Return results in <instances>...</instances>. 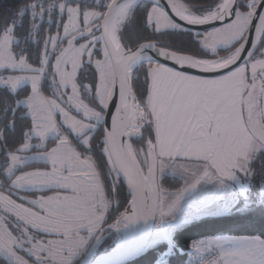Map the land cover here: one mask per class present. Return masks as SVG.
<instances>
[{
    "label": "snow or ice",
    "instance_id": "snow-or-ice-1",
    "mask_svg": "<svg viewBox=\"0 0 264 264\" xmlns=\"http://www.w3.org/2000/svg\"><path fill=\"white\" fill-rule=\"evenodd\" d=\"M166 2L168 9L161 0H33L0 25V88L12 97L0 98L3 264H121L160 245L154 264H171L183 252L174 232L184 222L185 194H193L188 204L215 201L257 174L264 0H220L207 9ZM138 8L140 31L187 35L198 48L136 36ZM215 21L221 26L208 31L188 27ZM86 66L93 82L78 83ZM18 120L28 123L17 134ZM9 135L18 138L10 143ZM36 162L43 166L25 170ZM166 173L184 186L166 188ZM122 181L131 198L109 223ZM154 219L166 226L153 228ZM105 226L119 233L108 247ZM190 247L188 264H264L259 236L218 235Z\"/></svg>",
    "mask_w": 264,
    "mask_h": 264
},
{
    "label": "trees",
    "instance_id": "trees-1",
    "mask_svg": "<svg viewBox=\"0 0 264 264\" xmlns=\"http://www.w3.org/2000/svg\"><path fill=\"white\" fill-rule=\"evenodd\" d=\"M186 3H190L195 5L198 8H210L213 7L215 4L219 3L220 0H184ZM33 2V0H0V25L7 23L9 20L14 18L16 11ZM143 17V9L138 8L136 12V21H135V28L136 36H145L152 40H161L167 39L172 41H185L187 42L185 46L190 48H198V45H195L191 42L190 37L187 35H180L177 36L176 34H168L164 37L160 36L159 34L151 33V30H145L144 32L140 31V25L142 23ZM27 20V17H25ZM47 25L45 24V28ZM22 31L18 33V35L22 34ZM52 34H55V28H52ZM191 31V30H190ZM143 42V41H141ZM35 45H32L33 56L35 54ZM220 54L224 55L225 52L223 49L220 50ZM30 62H33L30 60ZM85 71V70H82ZM94 75V68L92 66H86V78L82 81L80 79L79 74V82L81 83H88L91 84L93 82L92 76ZM141 73V78H142ZM45 86V85H44ZM135 86V85H134ZM30 89H26L29 91ZM24 91V90H22ZM0 98H7L11 101L12 97L10 96L7 89L0 88ZM3 104L0 101V110H2ZM7 117H5L6 122ZM27 121H17V134L22 126L26 125ZM146 136H154V134L150 130L145 131ZM9 141L18 136L9 135ZM134 145L138 147H144V144L140 141L134 140ZM97 164L100 165L102 174L107 173V167L104 162V157L97 151L93 153ZM40 163H32L29 167L40 166ZM257 174L252 177L253 181L257 184V186H253L252 194L253 197L259 198V203L257 204V199L252 203L251 207L250 204L247 209L241 211H235L232 213L221 214L217 216H210L204 218H194L192 219L190 224H183L181 226L182 229L177 231L174 234L175 240L178 244V247L183 250L182 254H178L171 258V264H188L189 261V253L192 250L190 245L195 241H199L202 238H209L215 237L218 235H234V236H259L264 238V160L257 161L254 165ZM2 177V176H0ZM106 189L108 184L110 183L109 180L106 179ZM122 187L118 188L117 191L119 195L117 199L120 201L119 209L113 208L109 217V223L112 222V218L117 216L119 212H123L124 209L127 207L128 200H130V195H128V191L124 186L123 182ZM162 183L166 188H174L181 185V180L178 178H174L171 176H164L162 179ZM249 199V198H248ZM244 198L241 200V204H244ZM238 205L237 207H239ZM104 240V247H108L111 245L112 241L115 239L116 235L113 234L111 236L107 235ZM165 245H160L158 248L154 250H148L147 252L143 253L140 257L136 258L134 261L129 262L128 264H154L157 258V252L163 251ZM103 250V248L101 249ZM0 264H3V261L0 260Z\"/></svg>",
    "mask_w": 264,
    "mask_h": 264
},
{
    "label": "rangeland",
    "instance_id": "rangeland-1",
    "mask_svg": "<svg viewBox=\"0 0 264 264\" xmlns=\"http://www.w3.org/2000/svg\"><path fill=\"white\" fill-rule=\"evenodd\" d=\"M97 58H102V57H100L98 55ZM78 83H80L79 82V73H78ZM44 85H43V90H44L45 94L46 95H50L51 91L47 87V82H45ZM165 176H168V174L166 173ZM0 179H2V177H0ZM253 186H257V184L251 178V187H253ZM202 187L205 188V191H207L206 188H208V187H212L211 190H213V186L212 185H203ZM50 194L51 193H45V194H40V195H50ZM192 195L193 194H191V193L185 194L184 200L181 202L182 203V207L180 209L181 211L191 210L193 212H197V211H209V212H211V213H204V214L197 215V216H195V218H198V217H201V216H204V215H221V214L232 213V212H235V211L245 210V209L248 208L249 204L254 203V201L256 199H257V201H259V198L253 197L252 191L250 192V189H249V192H248V196H246L247 198L243 197L244 200H245L244 204L240 205L239 207H236V205H237L238 202H240V199L242 200V198L237 194V192L234 194L233 191H226V192H223L221 195H227L228 196L227 198H225V197H221L220 198L219 197L215 201H211V202H207V201H204V200L201 199L199 201H192L190 204H188V202L192 199ZM29 198H31V197H29ZM157 227H162V224L159 222V225ZM182 227L183 226H179L175 230L174 234L177 231L181 230ZM104 238H106V235H105ZM202 239H205V238H202Z\"/></svg>",
    "mask_w": 264,
    "mask_h": 264
},
{
    "label": "water",
    "instance_id": "water-1",
    "mask_svg": "<svg viewBox=\"0 0 264 264\" xmlns=\"http://www.w3.org/2000/svg\"><path fill=\"white\" fill-rule=\"evenodd\" d=\"M183 2H185V1L183 0ZM161 3L164 4V6H165L166 9H168V6H167V2H166V0H161ZM260 10H261V9H258V12H259ZM169 14L172 15V13L170 12V10H169ZM174 18H175V17H174ZM178 22H179V21H178ZM225 22H230V21H229V20H226ZM220 26H221V22H219V21H215V22H212V23L207 24V25H194V26H188V27H189V29H190L191 31H201V32H203V31L211 30V28H213V27H220ZM249 39L251 40V35H250ZM159 59H160V62H161V63H168L169 66H173V65L171 64V62L165 61L163 58H159ZM110 108H111V105H110ZM111 110L114 112V108H112ZM108 124L110 125V119L108 120ZM122 182H123V181H122ZM123 184H124V186H125L126 189H127V184H126V182H123ZM210 216H217V215H204V216H201V217H198V218H204V217H210ZM191 221H192V219L184 220V222H183L181 225H183V224H190ZM140 223H142V222H140ZM149 224H150L153 228H156V227H157V224H158V219H154V220L149 221ZM181 225H180V226H181ZM136 226H139V225H138V224H137V225H133V227H136ZM105 229H106V230H105V232L103 233L104 237H105L106 233H108V234H107L108 236H111V235H113V234H115V235L117 236V235L119 234V233H117V231H116L115 229L108 230V229H107V226L105 227ZM106 237H107V236H106ZM141 255H142V254H137V255H132V256L125 257V258L122 260L121 264H128L129 262L134 261L136 258L140 257Z\"/></svg>",
    "mask_w": 264,
    "mask_h": 264
},
{
    "label": "crops",
    "instance_id": "crops-1",
    "mask_svg": "<svg viewBox=\"0 0 264 264\" xmlns=\"http://www.w3.org/2000/svg\"><path fill=\"white\" fill-rule=\"evenodd\" d=\"M36 163H38V162H36ZM42 166H43V165L35 166V167H28V168L25 169V170H33L34 168L42 167ZM167 174H168V176L174 177V176H172L170 173H167ZM174 178H178V177H174ZM178 179H179V178H178ZM181 182H182L181 185H179L178 187L168 188V189L174 191V190H176V189H179V188L183 187V186H184V182H183L182 180H181ZM211 188H212V187H208V188H206V190H207V191H208V190H211ZM249 189H250V192L253 190V187H251V183H250V185L246 184V185L244 186V189H243V190H234V189H232V188H229V189L225 190L224 192H226V191H233L234 194L237 192V194L243 199V197L248 196ZM106 190H107V189H106ZM48 193H50V192H48ZM20 194H21V195L28 196V197H31V198H36V197L39 196L40 194H45V193L21 192ZM187 196H188V195H187ZM221 197H225V198H227L228 196H227V195H221L220 198H221ZM13 198H15V197H13ZM246 198H247V197H246ZM240 204H241V199H240V202L237 203L236 207H237L238 205H240ZM236 207H235V208H236ZM204 213H211V212H209V211H197V212H193V211H191V210H188V211H186V210L181 211V210H180V214L182 215V217L184 218V220L194 219L195 216L200 215V214H204ZM110 214H111V212H110ZM159 222L162 224V227H163V226H166L163 222H161V221H159V220H158V224H157V226L159 225ZM209 238H214V237H209ZM209 238H205V239H209Z\"/></svg>",
    "mask_w": 264,
    "mask_h": 264
}]
</instances>
